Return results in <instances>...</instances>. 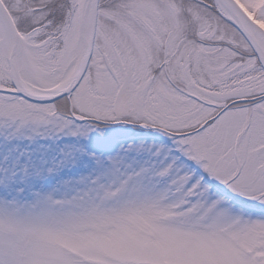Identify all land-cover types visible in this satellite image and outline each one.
Instances as JSON below:
<instances>
[{
  "label": "snow or ice",
  "instance_id": "6c2138e0",
  "mask_svg": "<svg viewBox=\"0 0 264 264\" xmlns=\"http://www.w3.org/2000/svg\"><path fill=\"white\" fill-rule=\"evenodd\" d=\"M0 264H264V0H0Z\"/></svg>",
  "mask_w": 264,
  "mask_h": 264
}]
</instances>
